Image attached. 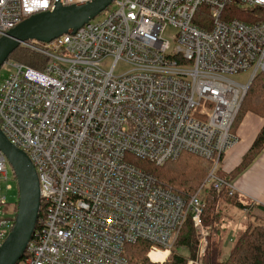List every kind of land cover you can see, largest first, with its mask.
<instances>
[{
  "label": "built area",
  "instance_id": "2783aa9c",
  "mask_svg": "<svg viewBox=\"0 0 264 264\" xmlns=\"http://www.w3.org/2000/svg\"><path fill=\"white\" fill-rule=\"evenodd\" d=\"M54 2L0 0V36ZM227 2L264 8V0H113L74 32L21 43L46 57L42 69L2 63L13 70L0 83V129L31 159L43 201L22 264H128L124 247L140 240L156 256L169 253L188 217L200 239L187 264H200L209 234L202 191L210 182L237 193L215 169L238 141L231 127L248 85L264 72V17L225 20ZM199 5L210 28L193 22ZM119 63L127 68L115 74ZM240 73L247 82L235 78ZM182 152L212 161L187 198L128 158L161 165ZM10 190L16 199V178L0 151V206L14 202ZM12 218L1 209L0 244ZM168 253L159 262L147 255L162 263Z\"/></svg>",
  "mask_w": 264,
  "mask_h": 264
},
{
  "label": "trees",
  "instance_id": "16d2710c",
  "mask_svg": "<svg viewBox=\"0 0 264 264\" xmlns=\"http://www.w3.org/2000/svg\"><path fill=\"white\" fill-rule=\"evenodd\" d=\"M222 17L225 20L239 19L251 23L264 17V8L251 11L241 8L235 2H227ZM193 22L200 28H210L211 22L205 5L197 6ZM8 59L34 69H42L47 60L43 54L22 45L16 47L10 53ZM248 112L264 118V72H259L248 85L231 127L233 133H235L242 118ZM263 150L264 122L251 145L243 154L241 161L230 171H225L221 164L222 155L215 169V174L226 182H232ZM128 158L137 167L155 175L165 187L182 198H187L194 193L205 181L212 168L211 160L189 152H182L176 159H169L161 165L130 155ZM16 194L15 201L8 205L13 215L17 211L18 190ZM201 200V220L211 233L208 234L207 247L200 264H264V206L244 201L238 193L229 194L228 187L222 185L220 188H216L210 182L204 185ZM225 205L238 207L255 221V223L252 222L241 231L226 255L223 250L225 228L222 227L221 220L223 216L221 210ZM42 217L43 201L40 202L39 218L35 229L40 226ZM12 219L14 220V218ZM199 239L200 236L193 225L192 219L188 217L181 226L164 262L154 263L149 260L147 253L150 244L144 240L126 245L124 255L128 260V264H187L188 259L196 256ZM26 256L27 253L23 254L21 260L16 264H22L21 262Z\"/></svg>",
  "mask_w": 264,
  "mask_h": 264
},
{
  "label": "water",
  "instance_id": "95a60500",
  "mask_svg": "<svg viewBox=\"0 0 264 264\" xmlns=\"http://www.w3.org/2000/svg\"><path fill=\"white\" fill-rule=\"evenodd\" d=\"M113 0H87L39 11L21 20L0 36V66L21 43L36 39L50 41L63 33L74 32L105 10ZM248 88V87H247ZM0 151L11 165L18 188V204L11 230L0 244V264H16L26 251L40 211V186L29 156L12 144L0 129Z\"/></svg>",
  "mask_w": 264,
  "mask_h": 264
},
{
  "label": "crops",
  "instance_id": "0c3cea01",
  "mask_svg": "<svg viewBox=\"0 0 264 264\" xmlns=\"http://www.w3.org/2000/svg\"><path fill=\"white\" fill-rule=\"evenodd\" d=\"M263 122L264 118L255 113L248 112L244 115L235 130L237 143L222 156L221 164L225 171H230L241 161ZM232 184L244 201L264 206V150L232 180Z\"/></svg>",
  "mask_w": 264,
  "mask_h": 264
},
{
  "label": "rangeland",
  "instance_id": "374dc122",
  "mask_svg": "<svg viewBox=\"0 0 264 264\" xmlns=\"http://www.w3.org/2000/svg\"><path fill=\"white\" fill-rule=\"evenodd\" d=\"M175 29L171 26L167 28L165 31V34L167 36H172L174 34ZM10 59H7L9 61ZM7 62H5L3 65L0 66V83L8 76L9 73L12 72V67H9L6 65ZM127 68V65L124 63H119L115 70V74H119L122 71H124ZM248 73H240L239 75H236V79H238L241 82H247L248 80ZM4 187V184H3ZM6 197L8 201H15V196H13V190L7 191ZM1 209L11 212L9 209V206H0ZM223 213L222 216V227L225 228V232L223 234L225 241L223 245L224 254L226 255L228 251H230L234 241L239 236L241 231L252 222L255 223V221L252 220L249 216H247L246 212L239 209L238 207L234 205H225L223 207V210H221ZM209 235L211 231L208 229ZM215 237V236H213ZM148 254V253H147ZM148 257V255H147Z\"/></svg>",
  "mask_w": 264,
  "mask_h": 264
},
{
  "label": "bare ground",
  "instance_id": "6f19581e",
  "mask_svg": "<svg viewBox=\"0 0 264 264\" xmlns=\"http://www.w3.org/2000/svg\"><path fill=\"white\" fill-rule=\"evenodd\" d=\"M168 252L167 251H162V252H159L158 256L155 255V253L153 252H148V255L150 257L151 260H155V261H163L165 255L167 254Z\"/></svg>",
  "mask_w": 264,
  "mask_h": 264
}]
</instances>
